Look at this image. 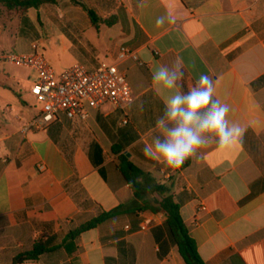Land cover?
Returning <instances> with one entry per match:
<instances>
[{
	"label": "crops",
	"instance_id": "1",
	"mask_svg": "<svg viewBox=\"0 0 264 264\" xmlns=\"http://www.w3.org/2000/svg\"><path fill=\"white\" fill-rule=\"evenodd\" d=\"M83 5L102 19L114 17L113 24L97 29ZM1 9L0 264H187L164 212L122 213L71 236L134 200L121 155L170 187L206 264H264V0H59L25 15ZM163 14L174 23L157 28ZM10 36L19 55L35 44L39 51L53 47L59 37L66 68L117 63L134 101L125 110L89 108L86 120L60 113L46 130L24 132L43 104L32 94L34 83L6 66L12 63L4 59L3 39ZM122 45L138 59L120 60ZM178 59L183 90L199 73L209 74L214 98L246 131L242 141L224 149L212 142L171 170L146 158L143 148L157 134L167 94L157 95L152 74ZM37 242L47 247L43 254L15 262Z\"/></svg>",
	"mask_w": 264,
	"mask_h": 264
},
{
	"label": "clouds",
	"instance_id": "2",
	"mask_svg": "<svg viewBox=\"0 0 264 264\" xmlns=\"http://www.w3.org/2000/svg\"><path fill=\"white\" fill-rule=\"evenodd\" d=\"M174 23L170 14L155 18V26ZM185 70L182 59L171 67L159 66L152 74L157 95H162L164 110L156 121L149 143L143 148L146 158L171 170L180 169L201 148L214 142L218 149L242 141L246 129L228 119L227 103L214 98L216 81L207 73H199L194 86L183 90ZM142 107V106H141Z\"/></svg>",
	"mask_w": 264,
	"mask_h": 264
},
{
	"label": "built area",
	"instance_id": "3",
	"mask_svg": "<svg viewBox=\"0 0 264 264\" xmlns=\"http://www.w3.org/2000/svg\"><path fill=\"white\" fill-rule=\"evenodd\" d=\"M38 47L35 44V51L30 54L11 53L4 56L12 64L33 69L37 75L32 94L43 104V109L39 115L24 124V132L46 130L60 113L69 118L86 120L89 108L110 104L116 110H125L134 101L132 87L127 77L120 72L117 63L104 61L92 69L76 63L58 73ZM118 58L137 60L138 55L135 50L122 45Z\"/></svg>",
	"mask_w": 264,
	"mask_h": 264
},
{
	"label": "trees",
	"instance_id": "4",
	"mask_svg": "<svg viewBox=\"0 0 264 264\" xmlns=\"http://www.w3.org/2000/svg\"><path fill=\"white\" fill-rule=\"evenodd\" d=\"M59 0H0V14L3 7L7 15L18 12L22 15L28 13L31 8H40L44 4H55ZM87 9L88 14L95 27L99 29L102 24H113L114 17L102 19L95 11ZM116 151V148H113ZM120 170L126 181L130 183L135 192V198L128 204L101 214L100 216L83 224L78 230L73 232L71 236L79 235L83 231L92 229L103 223L104 221L127 212L150 210L155 213L164 212L166 219L164 225L168 228L170 236L178 245L180 254L187 264H206L200 255L195 239L191 236L189 229L182 217L180 204L176 201L169 186L158 184L148 172L137 167L127 155L120 156ZM158 195V197L150 198V195ZM47 250L43 242H37L33 250L21 254L15 259L16 263L24 262L27 259L36 260L41 254Z\"/></svg>",
	"mask_w": 264,
	"mask_h": 264
},
{
	"label": "rangeland",
	"instance_id": "5",
	"mask_svg": "<svg viewBox=\"0 0 264 264\" xmlns=\"http://www.w3.org/2000/svg\"><path fill=\"white\" fill-rule=\"evenodd\" d=\"M13 25H10V29L15 30L17 27V23H12ZM3 43L6 46L5 47V53L7 54H19V50L14 48L13 45V39H11L10 37H6L3 39ZM28 46V44H27ZM63 48L61 39L55 38V45L53 47H50L48 45L42 44L41 45V51L44 54L45 58L47 59V61L50 63V65L58 72L61 73L65 70H67L68 68H66V64L68 62V58L67 57H61V50ZM105 62L107 63H111L110 61L106 60ZM6 66L11 69L12 71L22 75V76H26L30 79V83L29 86L32 85V83H35L36 80H33V76L36 75V72L28 67H23V66H17L15 64H6ZM31 77V78H30ZM28 102L33 104L34 103V98L32 96H30L29 98H27Z\"/></svg>",
	"mask_w": 264,
	"mask_h": 264
}]
</instances>
